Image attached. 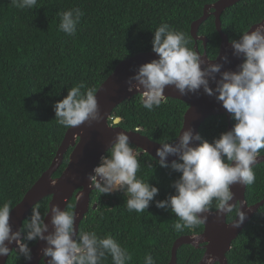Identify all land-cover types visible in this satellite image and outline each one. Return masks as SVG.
<instances>
[{
    "label": "trees",
    "instance_id": "obj_1",
    "mask_svg": "<svg viewBox=\"0 0 264 264\" xmlns=\"http://www.w3.org/2000/svg\"><path fill=\"white\" fill-rule=\"evenodd\" d=\"M217 1L0 0V233L9 212L50 167L67 129L81 118L114 68L146 52L193 64L197 54L190 26L202 17L205 6ZM263 19L264 0H244L223 12L222 32L235 43ZM198 35L207 38L206 54L214 59L220 38L212 16L200 25ZM197 48L203 52L201 42ZM186 109L178 100L146 103L135 96L114 109L109 123L119 118L123 130H138L151 141L168 145L177 138ZM238 112L245 114L241 121L235 118ZM262 123L264 88L254 102L231 115V124L240 129ZM226 128L227 120L221 116L208 118L200 126L202 184L210 182L208 168L228 137ZM245 146L232 144L215 165L214 180L201 198L204 208L214 211L227 202V167ZM120 150L117 144L105 157L114 159ZM70 151L53 178L66 167ZM131 162V182L119 178L117 190L103 184L91 192L75 241V249H82V254L74 264H169L178 238L203 231L189 208L183 181L190 155L173 166L147 154ZM105 170L99 167L96 172ZM185 179L191 186L193 173L187 172ZM245 182L246 202L261 201L264 164L246 173ZM134 185L143 191H135ZM49 201L45 198L32 208L21 229L27 251L12 252L6 264L27 263L28 249L38 238ZM74 206L72 199L65 210L68 231ZM235 214L236 209L227 215V222ZM203 253L201 248L183 245L176 253V264H196ZM226 259L228 264H264V205L232 242Z\"/></svg>",
    "mask_w": 264,
    "mask_h": 264
},
{
    "label": "water",
    "instance_id": "obj_2",
    "mask_svg": "<svg viewBox=\"0 0 264 264\" xmlns=\"http://www.w3.org/2000/svg\"><path fill=\"white\" fill-rule=\"evenodd\" d=\"M241 1L244 0H219L205 6L202 17L191 24L190 35L197 54L193 64L174 61L163 53L146 52L123 60L114 68L93 95L81 118L67 129L50 167L9 212L0 233V264H6L14 251H27L22 243V224L32 208L45 198H50L48 211L35 244L28 249L26 264H74L76 257L82 254V250L75 249V241L79 225L90 207V194L102 185L105 178L104 173L96 170L102 162L108 163L104 157L117 144L132 147V156L140 150L167 165L190 154L191 165L187 171H193V186L187 185L186 172L183 173V181L187 187L189 208L203 226V231L178 238L172 246L169 264H176V253L183 245L204 250L196 264H228L226 254L232 242L264 205V198L247 205L244 179L245 172L253 164L249 162L251 150L264 137V129L258 132L248 152L231 163L228 172L229 198L214 211L204 208L201 203L202 194L209 190L210 184L202 186L199 182L202 154L199 129L210 116L226 115L228 135L232 137L223 147L221 156L234 139L231 112L255 100L264 86V19L251 26L235 43H230L222 32L223 12ZM210 16L214 18L220 38L218 54L213 60L206 54L207 38L198 35L200 25ZM198 42L203 45L202 53L198 51ZM251 51L259 57L253 72L244 76L243 61ZM135 96H141L146 103L167 98L187 105L175 143L162 145L141 135L138 130L125 131L118 126L119 118L109 123L114 109ZM69 149L66 167L58 177L53 178ZM127 157V149H124L120 158ZM216 161L209 167L212 180ZM257 161H264V158ZM131 180L127 179L128 182ZM142 190V187H137V191ZM72 199L75 206L71 231H68L65 210ZM236 206L235 219L227 222V215ZM95 208L94 204L92 209Z\"/></svg>",
    "mask_w": 264,
    "mask_h": 264
},
{
    "label": "flooded vegetation",
    "instance_id": "obj_3",
    "mask_svg": "<svg viewBox=\"0 0 264 264\" xmlns=\"http://www.w3.org/2000/svg\"><path fill=\"white\" fill-rule=\"evenodd\" d=\"M254 53L256 54V56L254 55ZM250 56H252V58L250 59V60H248V61H250L251 62V65H250V68H248V70H245L244 69V67L246 66V64H247V58L248 57H250ZM253 56H255L254 58H253ZM258 54L256 53V52H254V51H251V52H249L246 56H245V58H244V61H243V68H242V73H243V75L244 76H247V75H249V74H251L252 72H253V69H254V64H255V62L258 60ZM216 58V57H215ZM214 58V59H215ZM211 60H213V59H211ZM264 88V86L262 87V89ZM261 89V90H262ZM261 90L259 91V93L261 92ZM259 95V94H258ZM258 98V96L256 97V99ZM255 99V100H256ZM165 100H168L167 98L165 99ZM164 100V101H165ZM255 100H253L252 102H254ZM252 102H250V103H252ZM250 103H247L245 106H247V105H249ZM245 106H243V107H241V108H239V109H236V110H234V111H232L231 112V114H230V125L232 126V128H233V138L234 139H231V143L227 146V149L229 148V146H231L232 144H234V143H238L239 145H240V147L241 146H243V145H245L246 144V146L244 147V149L242 150V152H239V150L237 151V155H234V157L229 161V164H228V167H227V188H228V172H229V168H230V165H231V163L232 162H234L235 160H237L238 159V157H240V156H242L246 151L248 152V149H249V146L250 145H252V142H253V140H256L257 139V137H258V132L260 131V130H262V129H264V124L262 123V124H260V125H257L256 127H250V128H247V129H240L239 127H233V125L231 124V115H233V113L234 112H237L238 110H242V108H244ZM248 108H251V107H248ZM247 108V109H248ZM245 114H242V113H240V112H238V114L236 115V120L237 121H241V119H242V117L244 116ZM219 116H221V117H223V118H225L226 120H227V118H226V115H217V116H210L209 118H214V117H219ZM207 120V119H206ZM247 131H249V132H247ZM226 134H227V138H226V140H225V142H224V144H223V146H222V148H221V150H220V152L218 153V155H216V157L213 159V162L214 161H216L217 159H218V157H219V160H217L216 162H215V165L222 159V157L224 156V154H225V152L227 151V149L224 151V153L220 156V153H221V151H222V149H223V147L225 146V144L226 143H228V141L230 140V138L232 137V136H230V135H228V121H227V128H226ZM178 137V136H177ZM177 139V138H176ZM176 139L174 140V142H172V143H170V144H168V145H171V144H173V143H175V141H176ZM199 140H200V138H199ZM201 146V145H200ZM124 149H127V152H128V157L126 158V159H121L120 158V156L122 155V153H123V150ZM132 150H133V148L132 147H130V146H127V145H124V144H121V150H120V152H117V153H114L113 154V156L115 157L114 159H111L110 157H104V159L108 162V163H101V166H103V167H105L106 168V166H107V171L105 170V172H102V173H104L105 174V178H104V182L102 183V185L104 184H107V181H111V180H116V181H118L119 180V176L117 177L116 175H115V173H116V170H119V172L120 171H122V170H127L128 171V173H129V175H127V178L126 179H128V178H131L132 179V173H133V170H132V165H131V160L132 159H134L136 156H141L142 154H145V153H142L140 150H137L135 153H134V155L132 156ZM187 155H190V154H187ZM187 155H185L184 157H182L179 161H177V162H175V163H173L172 165H169V166H173V165H175V164H181V162L183 161V159H185V157L187 156ZM264 158V137H262L261 138V140L260 141H258L257 143H256V145H255V148L253 149V150H251V155H250V157H249V162L250 163H252L253 162V164L247 169V171L245 172V174H244V179H245V175H246V173H248L252 168H254V167H256V166H258V165H261V164H264V161H257L258 159L260 160V159H263ZM157 161V160H156ZM124 162H127V165H124L123 163ZM212 162V163H213ZM215 165H214V171H215ZM211 166V165H210ZM209 166V167H210ZM190 167V166H189ZM189 167L186 169V173L187 172H192L193 173V171L191 170V171H187L188 169H189ZM185 172V171H184ZM183 172V173H184ZM208 172H209V168H208ZM121 174H122V172H121ZM120 174V175H121ZM194 175V174H193ZM209 175H210V173H209ZM213 180H214V178H213ZM212 179H211V176H210V182H208V183H204V184H202L200 181V184L202 185V186H204V185H207V184H210V186H211V182L213 181ZM132 181V180H131ZM194 181V180H193ZM193 181H192V185L191 186H193ZM121 183V182H120ZM134 186H136V187H134ZM133 187V189L135 190V191H137V187H141V186H137V185H134ZM190 186V187H191ZM142 189H143V187H142ZM143 191V190H142ZM138 192V191H137ZM203 195V194H202ZM202 198V197H201ZM229 198V197H228ZM247 203V202H246ZM224 205V204H223ZM247 205H250V204H248L247 203ZM236 209V212H237V206H236V208H234L233 210H235ZM217 210V209H216ZM232 210V211H233ZM231 211V212H232ZM235 217H236V214H235ZM235 217H234V219H235ZM234 219H232V220H234ZM231 220V221H232ZM230 222V221H229ZM192 235H197V234H192ZM188 236H190V235H188ZM40 264H42V263H40Z\"/></svg>",
    "mask_w": 264,
    "mask_h": 264
},
{
    "label": "rangeland",
    "instance_id": "obj_4",
    "mask_svg": "<svg viewBox=\"0 0 264 264\" xmlns=\"http://www.w3.org/2000/svg\"><path fill=\"white\" fill-rule=\"evenodd\" d=\"M102 163H104L105 164V162H102ZM100 167H102L101 165H100ZM106 169H107V166H106ZM107 171V170H106ZM121 172L122 173H124V174H126V175H129V173H128V171L127 170H122V171H120L119 172V170H116V173H115V175L118 177L119 176V178H122L123 176H122V174H121ZM121 174V175H120ZM117 180V179H116ZM120 182L121 181H117V183H115V184H112L113 183V181L111 180V181H107V184H108V186H109V190L111 191V190H117V184H120ZM136 187V186H135Z\"/></svg>",
    "mask_w": 264,
    "mask_h": 264
},
{
    "label": "bare ground",
    "instance_id": "obj_5",
    "mask_svg": "<svg viewBox=\"0 0 264 264\" xmlns=\"http://www.w3.org/2000/svg\"><path fill=\"white\" fill-rule=\"evenodd\" d=\"M99 167H100V166H99ZM99 167H98V168H99ZM102 167H103V166H102ZM122 176H123L122 178H127V175H126V174H122ZM120 179H121V178H120Z\"/></svg>",
    "mask_w": 264,
    "mask_h": 264
},
{
    "label": "clouds",
    "instance_id": "obj_6",
    "mask_svg": "<svg viewBox=\"0 0 264 264\" xmlns=\"http://www.w3.org/2000/svg\"><path fill=\"white\" fill-rule=\"evenodd\" d=\"M100 165H101V164H100ZM98 173H99V172H98ZM125 181H127V179H126ZM134 187H135V186H134ZM134 187H133V188H134ZM76 250H77V249H76ZM79 250H82V249H79ZM81 252H82V251H81Z\"/></svg>",
    "mask_w": 264,
    "mask_h": 264
}]
</instances>
